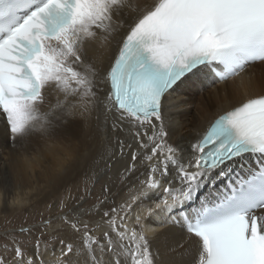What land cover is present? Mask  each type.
Returning a JSON list of instances; mask_svg holds the SVG:
<instances>
[{"label":"snow or ice","instance_id":"1","mask_svg":"<svg viewBox=\"0 0 264 264\" xmlns=\"http://www.w3.org/2000/svg\"><path fill=\"white\" fill-rule=\"evenodd\" d=\"M127 12L135 14L130 22L124 19ZM125 26L118 54L101 79L100 70L85 60L84 45L98 40L104 46ZM256 63L264 64V0H0V113L14 140L32 133L48 135L77 110L84 116L100 105L137 129V138L139 129H152L150 136L144 133L148 142L140 147L151 146L146 160L158 153L160 159L150 166L144 186L121 205L123 231L115 217L108 221L118 237L113 241L105 233L113 257L109 264H122V258L123 264H155L145 224L149 218L178 224L194 238L177 264H185L184 256L193 257L191 264H264V94L219 116L191 145L187 163L182 162V150L166 143L162 115L163 98L185 84L201 77L226 83ZM105 80L110 91L100 100L97 93ZM46 89L63 99L58 96L42 111ZM248 157L259 166L244 176L237 172L235 183L230 181L189 211L206 184L228 175ZM170 167L179 186L169 181L165 195L153 202ZM133 205L139 211L130 229L124 219ZM62 219L80 230L77 221ZM59 243V254L51 253L54 264H69L63 258L73 246ZM105 243L85 232L83 252L77 254L86 253L88 264H105ZM41 257L37 240L31 255L17 246L13 259L16 264H44ZM0 264L11 261L0 257Z\"/></svg>","mask_w":264,"mask_h":264},{"label":"bare ground","instance_id":"2","mask_svg":"<svg viewBox=\"0 0 264 264\" xmlns=\"http://www.w3.org/2000/svg\"><path fill=\"white\" fill-rule=\"evenodd\" d=\"M133 15L135 14L127 12L124 19L130 22ZM127 31L125 26L115 39L104 46H100L98 40L85 43V60L100 70L101 79L106 76L118 53L119 42ZM99 87L103 91L97 93L98 98L105 100L110 91L109 84L105 80ZM44 94L46 100L42 111H47L50 103L55 104L58 96L63 99L62 94L51 89H46ZM262 94V63L248 67L240 77L226 83L213 84L209 77L189 82L163 100V126L167 132L165 141L182 150V162L187 163L192 155L191 145L203 137L219 116L249 97ZM154 123L158 126L160 124L159 121ZM136 131L128 121H120L114 110L108 112L103 105L84 116H80L77 110L74 118L61 123L48 135L32 133L15 140L8 130L6 118H0V224L8 221V229L14 230L48 219H52L54 223L60 222L53 228L35 227L29 233H11L9 236L14 239L15 244L3 242L6 237H1L0 247H5L7 252H0V257L16 264L13 257L17 246L31 255L36 241L28 238L29 234H37V237L44 240L41 243L44 264H54L55 258L51 253L59 254L60 240L73 246L72 253L64 257V260L69 261V264H88L86 253L77 254L78 250L83 252L85 232H90L101 243H105V233L113 241H117L118 237L108 221L115 217L117 228L123 231L120 228L121 216L124 215L120 211L121 205L144 186L150 166L160 159L158 153L153 160H146L145 156L150 154L151 146L147 149L140 147L141 142H148L147 136L152 134L151 127L146 125L139 129V138ZM145 132L147 136L144 135ZM133 154L137 157L135 161L131 159ZM251 168L252 165L245 159L234 165L233 171L226 176L231 179L237 172H245ZM175 177L176 172L170 167L169 176L152 196L153 202L165 195L163 187H167L169 181H174L173 186H179ZM225 184V176L206 184L199 199L190 205L191 208L199 206L205 197L221 191ZM16 200L21 203L15 204ZM62 201L68 205L59 213L56 208ZM114 208L117 209L115 213L112 211ZM133 209L124 219L130 229L135 227L139 211L135 205ZM105 212L108 216L104 215ZM65 216L70 221H77L80 230H74L63 219L56 220L57 217ZM24 222L26 224L21 225ZM145 224L149 228L148 238L155 264H177L182 258L181 254L193 247L194 238L188 237L178 224L171 221L161 223L154 218L145 220ZM105 249L103 261L109 264L113 257L107 251L106 243ZM96 256H101L99 250L96 251ZM183 259L185 264H191L193 257L184 256Z\"/></svg>","mask_w":264,"mask_h":264},{"label":"rangeland","instance_id":"3","mask_svg":"<svg viewBox=\"0 0 264 264\" xmlns=\"http://www.w3.org/2000/svg\"><path fill=\"white\" fill-rule=\"evenodd\" d=\"M64 204V207H66L68 204H67V202H65V203H63ZM56 209H59V213H62L63 212V210L60 208V205H59V207L58 208H56ZM63 217H57V219L56 220H58V219H62ZM64 220V219H63ZM46 221H48L49 223H45V221H43V222H39V223H35V224H31V225H28L27 227H24V228H16V229H14V230H12V229H8V227H9V225H10V223L7 221L6 223H1L0 224V238L1 237H6V239L3 241V242H6V243H13V244H15L14 243V239L13 238H11V236H9V235H11V233H16V234H20L22 231H21V229H26L27 231V233H29L30 232V230H32V229H34L35 227H38V228H43V227H47V228H53L54 226H58L59 224H60V222H56V223H54L53 221H52V219H48V220H46ZM26 224V222H24L23 224H21V225H25ZM62 224V223H61ZM64 224V223H63ZM33 226V227H32ZM4 230V231H3ZM44 231H45V229H44ZM47 231V230H46ZM49 231V230H48ZM46 235V234H45ZM29 237L28 238H31V239H34L35 241H37V240H40V242L41 243H44V240H41V238L42 237H37V234L34 236V234L33 235H28ZM2 244V243H1ZM3 251V253H6L7 252V249L5 248V247H3V246H1L0 247V252H2Z\"/></svg>","mask_w":264,"mask_h":264}]
</instances>
